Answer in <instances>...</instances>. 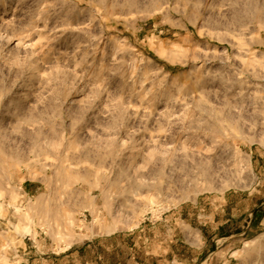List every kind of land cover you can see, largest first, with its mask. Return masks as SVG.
<instances>
[{"label":"rangeland","instance_id":"1","mask_svg":"<svg viewBox=\"0 0 264 264\" xmlns=\"http://www.w3.org/2000/svg\"><path fill=\"white\" fill-rule=\"evenodd\" d=\"M0 264H264V0H0Z\"/></svg>","mask_w":264,"mask_h":264}]
</instances>
